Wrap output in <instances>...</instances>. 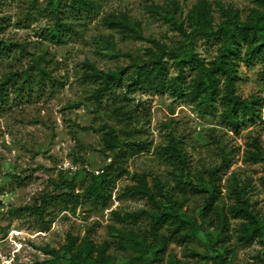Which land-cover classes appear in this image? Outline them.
Returning a JSON list of instances; mask_svg holds the SVG:
<instances>
[{
  "label": "rangeland",
  "instance_id": "obj_1",
  "mask_svg": "<svg viewBox=\"0 0 264 264\" xmlns=\"http://www.w3.org/2000/svg\"><path fill=\"white\" fill-rule=\"evenodd\" d=\"M94 1L88 13L73 0H0V40L8 48L0 55V264H70L73 255L97 264L98 248L106 243L105 264H264V233L246 243L240 236L244 219L229 210L241 190L264 231V152L262 159L252 156L254 141L264 150L263 64L237 66V93L257 98L261 110L256 122L239 129L222 122L221 107L206 114L172 89L127 87L135 64L158 53V44L189 46L205 64L215 58L217 45L197 33L203 2L214 29L226 9L245 21L261 6L255 0ZM112 17L138 23L143 38L112 27ZM86 63L105 72L124 70L122 87L98 102L100 85L86 79ZM175 75L172 65L168 76ZM109 128L121 145L115 151L104 141ZM174 141L186 164L171 148ZM214 168L216 204L228 217L225 233L216 211L191 239L171 237L168 226L156 231L148 214L127 218L153 208L145 195L129 190L140 176L155 192L160 186L164 204L171 195L180 212L198 218L213 189ZM106 176L112 179L106 197L88 195L90 185ZM44 195L43 215L27 208ZM160 238L166 249L157 262L150 244Z\"/></svg>",
  "mask_w": 264,
  "mask_h": 264
},
{
  "label": "trees",
  "instance_id": "obj_2",
  "mask_svg": "<svg viewBox=\"0 0 264 264\" xmlns=\"http://www.w3.org/2000/svg\"><path fill=\"white\" fill-rule=\"evenodd\" d=\"M255 1L261 6V9L254 8L245 21L240 19L237 11L224 10L225 19L217 29L213 27L208 4L203 2L200 5V10L198 8L200 11H198V16H195L198 23L197 33L205 38L207 44L217 45L215 58L205 64L195 50L190 49L189 46L175 50L167 49L166 46L158 44V53L151 51L152 56L149 60L135 64L127 87L132 89L142 87L155 91L172 89L178 97L189 98L196 102L200 111L206 114H215L221 107L219 116L222 122L232 129H239L248 121L256 122L261 117V110L258 107L259 100L257 98L246 99L241 97L237 93L236 85L240 78L237 68L240 61L248 64L260 61L263 64L262 73L264 74V0ZM73 3L79 4L81 7L79 9L85 12L91 11L95 7L94 0H73ZM107 20L112 27L132 31L137 38H143L139 29L135 27V25L139 27L138 23L133 24L126 17H112ZM62 25L64 28H69L66 23ZM7 49L6 44L0 40V55ZM166 55L172 60L171 64L168 59H165ZM172 65L177 70V75L169 77L168 73ZM86 66L91 71L86 72V79L100 85L94 93L98 102H101L102 95L112 93L115 88L122 87L125 80L124 70L105 72L97 69L91 63H86ZM188 77H190L189 82H187ZM3 100H5V94L0 89V102ZM104 141L109 151H115V148L121 146L113 128H109L104 133ZM253 147L255 149L252 151L254 159H262L264 150L259 142L254 141ZM171 148L175 151L180 162L186 164L185 155L179 143L174 141ZM139 151L141 150H136L132 154ZM116 156L118 160L121 159L120 150ZM218 171L216 168L210 171L213 189L198 218L180 212L177 200L171 195H165L167 203L164 204L159 199V195H163L160 186L156 184V187L159 188L158 192L150 189L144 176H140L138 184L130 187L129 190L132 194L145 195L153 205L152 211L143 210L130 213L127 218L148 214L152 217L156 231L168 226L171 237L191 239L196 237L197 233L203 229V225L211 212L216 211L218 214L217 226L220 233H225L228 217L226 212L219 210V206L216 204L220 192L217 184ZM111 181L112 179L107 176L101 182L94 181L87 190L88 195L98 199L105 198ZM238 198L239 203L231 206L229 210L234 217L244 219L241 224L242 232L240 236L241 239L250 244L263 235L262 223L258 215L250 208L241 190L238 193ZM46 199L47 196L44 195L41 197L40 204L27 208L43 215ZM75 241V239L70 241L69 250L73 249ZM144 242H146L145 239ZM133 243H137V241H133ZM106 249L107 243L98 248L97 264H105ZM150 249L154 252L153 260L161 261L166 249L165 238L157 240L154 246L150 244ZM92 251L93 247L89 250V253ZM52 253H54L55 258H59V255L55 254L54 251ZM220 257L221 263L224 256L220 255ZM70 264H84V259L73 255Z\"/></svg>",
  "mask_w": 264,
  "mask_h": 264
}]
</instances>
